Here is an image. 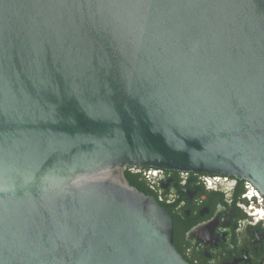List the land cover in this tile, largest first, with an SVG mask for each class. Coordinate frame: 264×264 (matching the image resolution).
I'll use <instances>...</instances> for the list:
<instances>
[{
	"label": "water",
	"instance_id": "water-1",
	"mask_svg": "<svg viewBox=\"0 0 264 264\" xmlns=\"http://www.w3.org/2000/svg\"><path fill=\"white\" fill-rule=\"evenodd\" d=\"M142 167L264 196V0H0V264H188Z\"/></svg>",
	"mask_w": 264,
	"mask_h": 264
},
{
	"label": "flooded vegetation",
	"instance_id": "flooded-vegetation-1",
	"mask_svg": "<svg viewBox=\"0 0 264 264\" xmlns=\"http://www.w3.org/2000/svg\"><path fill=\"white\" fill-rule=\"evenodd\" d=\"M126 171L170 215L173 246L188 264H264V196L254 184L153 167Z\"/></svg>",
	"mask_w": 264,
	"mask_h": 264
},
{
	"label": "trees",
	"instance_id": "trees-1",
	"mask_svg": "<svg viewBox=\"0 0 264 264\" xmlns=\"http://www.w3.org/2000/svg\"><path fill=\"white\" fill-rule=\"evenodd\" d=\"M125 175H126V178L128 179V181L130 182V184H131L132 186H135L134 183L131 181L130 175L128 174L127 171L125 172ZM138 190H139V189H138ZM139 191H140V190H139Z\"/></svg>",
	"mask_w": 264,
	"mask_h": 264
}]
</instances>
